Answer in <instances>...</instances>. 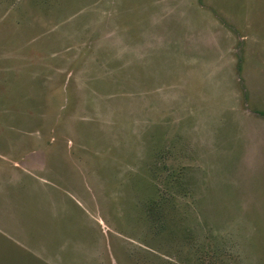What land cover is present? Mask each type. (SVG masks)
<instances>
[{
    "label": "rangeland",
    "instance_id": "1",
    "mask_svg": "<svg viewBox=\"0 0 264 264\" xmlns=\"http://www.w3.org/2000/svg\"><path fill=\"white\" fill-rule=\"evenodd\" d=\"M0 229V264H264V0H0Z\"/></svg>",
    "mask_w": 264,
    "mask_h": 264
},
{
    "label": "crops",
    "instance_id": "2",
    "mask_svg": "<svg viewBox=\"0 0 264 264\" xmlns=\"http://www.w3.org/2000/svg\"><path fill=\"white\" fill-rule=\"evenodd\" d=\"M4 236H8L0 229V256L4 254V250L6 249L7 245L4 240ZM8 240L10 241V237H8Z\"/></svg>",
    "mask_w": 264,
    "mask_h": 264
}]
</instances>
